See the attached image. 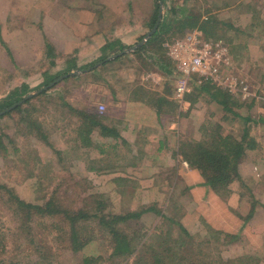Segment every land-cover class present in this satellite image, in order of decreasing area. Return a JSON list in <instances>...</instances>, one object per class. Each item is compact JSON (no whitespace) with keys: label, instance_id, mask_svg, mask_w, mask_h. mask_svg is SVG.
Instances as JSON below:
<instances>
[{"label":"crops","instance_id":"crops-1","mask_svg":"<svg viewBox=\"0 0 264 264\" xmlns=\"http://www.w3.org/2000/svg\"><path fill=\"white\" fill-rule=\"evenodd\" d=\"M228 3V0H218L211 14H217L220 22L230 24L231 29L237 31L234 38L237 49H245L244 59L260 62L264 58V0H244L238 2L236 8L231 3V8H226ZM154 5V0H0V98L26 89L25 99H28L49 87L34 97L45 95L71 78L98 74L99 66L106 62L128 59L132 54L151 56L148 51L158 42L151 40L159 27L141 44L158 21L157 18L153 26ZM227 13L235 17L229 19ZM238 30L244 32L241 33L244 38L249 37L241 46ZM170 40H165L162 47L173 41ZM133 48L136 50L131 51ZM161 49L163 59H155V71L146 72L147 75L129 73V80L140 75L139 83L130 81L131 89L115 86L117 91L111 93L116 103L114 113H108L101 122L106 130L96 127L90 135V146H82L76 136L77 146L85 153L83 157H75L72 166L83 163L85 173L92 176L98 189L133 195L141 206L158 202L159 207L162 204L169 207L177 200V220L191 236L204 234L206 229H211V234L223 233L218 239L221 242L224 234L240 235L241 240L237 238L228 246L230 258L257 256V264H264V179L259 182L256 178L261 176L262 170H256L259 173L256 179L250 178L256 180L251 187L257 204L252 208L242 200L239 183L232 184V194L224 201L205 185L201 173L184 160L182 146L203 141L204 129L210 132L211 128L221 127L212 122L213 113L217 108L227 111L213 100L212 92L200 87L206 84L201 83L198 75L187 82L190 92L183 99H177L176 91L185 82L184 77L167 49ZM231 53V69L227 66L224 72L230 70L239 74L242 60L235 59ZM60 59H64L62 69L66 72L56 75L58 71L52 73V69L58 68ZM73 73L76 74L71 75ZM38 76L47 86L31 93L34 87L30 82ZM58 79L61 80L53 85ZM121 90L126 99L120 95ZM235 111L233 109L232 114L239 117ZM79 120L82 118L78 117ZM81 124L78 129L82 128ZM257 140L258 144L264 143V138ZM257 149L262 151L260 146ZM240 173L248 179L243 165ZM173 193H179L181 198L177 199ZM164 194L169 196L165 198ZM157 195H161V199ZM244 217L249 220L245 222ZM207 235L208 232L204 237Z\"/></svg>","mask_w":264,"mask_h":264},{"label":"rangeland","instance_id":"rangeland-1","mask_svg":"<svg viewBox=\"0 0 264 264\" xmlns=\"http://www.w3.org/2000/svg\"><path fill=\"white\" fill-rule=\"evenodd\" d=\"M119 1L117 0V2ZM217 1L167 0L166 3L163 2L164 14L161 22L167 21L169 31L165 35H161L160 40H163L165 37H167L165 40L183 38L190 30L185 29L181 25L180 20L186 19L188 15H192L201 21H210L209 38L211 40L226 43L235 55V59L247 60V62L241 61L239 63V74H246L250 78L248 81L251 89L255 90L253 92L254 95L257 92H262L263 96L256 95L260 99L255 104L252 100L246 101L241 98L242 101L237 102L239 107L235 108L236 111L234 112L239 117L232 113L222 112L220 108H217V111L213 113L212 122L215 126H221L220 128L225 134L233 135L236 139H241L244 131L249 130L248 140H254L256 143V149L247 152L239 165V170L241 165H243V171L248 179L245 180L240 173L244 182H235L236 184L239 183V192L241 193L242 200H246L248 205L251 206V203L257 204L251 187L252 183L254 181L256 183V180H254L256 178H258L259 182L264 179V143L258 144L257 142L259 141L257 140L258 138H264V58L260 62L252 61L250 58L244 59L245 49H237L236 46L234 37L237 36V31L225 26L226 23L220 22L216 17V13V15L211 14ZM243 1L228 0L234 8H236L235 6L238 2L243 3ZM154 3V7L158 9L159 14L160 2L159 0H154ZM229 3L226 8H231V4ZM227 14L229 15V19L235 17V14ZM161 22L159 28L162 24ZM179 31H183V33L173 34L174 32L180 33ZM238 31L239 46H241L249 37L246 36L244 38L241 34L244 32ZM148 52L150 55L152 54L149 57L143 56L144 54H137V56H135L136 54H132L128 59H116L110 63L106 62L102 65L103 67L99 66L101 68L97 70L100 71L98 74L88 73L80 75L78 79L71 78L61 82L48 91L47 94L34 97V99H28L32 101L29 105L23 106L24 102L22 104V111H15L16 107L12 110L13 112L10 111V115L0 119V134L4 133L15 140L14 145H11L5 139L10 155L6 159L0 155V185L11 189L15 196H18L22 201L34 205H44L51 198H57L59 204L73 210L87 206L93 209L98 202H103L106 205V213L113 215L127 214L130 211L135 212L140 211L142 208L151 207L152 209H157L162 215L178 217L179 209L175 205L177 204V200L172 202V204L170 203L169 207L163 204L162 207H159L158 202L141 206L140 203L135 201L136 197L133 195L98 189L94 180H91L93 179L91 178L92 176L85 173L83 163H78L77 167L72 166L75 157H83L85 152L77 146L78 142L76 141V131L80 122L83 123V120H79L78 122V116L73 114L71 110L77 108L97 110L103 116L108 115V113H114L113 108L116 103L111 93L117 91L115 86L123 90L127 87L131 89L130 81L139 83L138 78L140 77V75H136L129 80L131 73L143 72L144 74L145 72V75H147L148 73L146 72L156 70L154 68L156 67L155 59H163L161 57L163 51L159 41ZM262 57H264V52L262 53ZM63 64L64 59H60L57 65L58 68L52 69V73L58 71L56 73L58 75L66 72V70L62 69ZM150 79L152 80L153 78ZM21 82H23V79H21ZM30 83L34 87L31 89V93H35L47 86L45 81L43 82L39 76L31 80ZM22 91L26 92L27 90L23 89ZM120 95L126 99L123 91L120 92ZM10 98H0L2 99L0 103L12 101ZM25 98L26 96L21 101ZM101 106L104 108L102 111L100 110ZM39 130L45 134L42 140L40 137L35 136L38 135ZM258 146L262 148L261 152L258 151ZM16 149L20 151L18 155L15 153ZM88 152L90 153V150ZM29 154L30 156L27 157ZM20 158L21 161L19 160ZM26 160L35 163L38 168L33 171L34 164L31 163L32 167L28 170L24 163ZM257 169L262 170L261 174L257 173ZM31 171L34 172V176H29ZM258 174L261 176L256 177ZM251 177H254V179L251 180ZM6 195H4L3 191H0V226L2 227L4 224L2 220H5L7 245L10 251L9 254L4 256L6 257L4 264H9L11 261L14 264H85L84 259L86 257L96 258L95 264H133V259L124 260L123 262V259L112 258V242L110 238L107 234L105 235L97 230L94 231L92 226L89 228V232H91L90 235L96 237L95 241L76 253L69 249L68 234L65 231H61V224H58L59 221L56 220L48 219L47 221H43L37 219L33 223V232L37 241L34 244L30 240L25 239L23 235H17L14 238L13 229H17L21 221L14 214L16 208L11 206L10 203L5 202L8 198V195ZM173 195L177 199L181 198L179 193H173ZM163 196L165 197V194ZM168 196L166 195L165 198ZM157 197L161 199V195H157ZM164 197L162 199H165ZM131 198L134 201H131ZM159 202L161 203V201ZM162 215H157L155 211L148 212L139 220L132 221V227L129 231L147 233L144 241L154 235H164L169 228V224L163 219ZM66 230L68 232L69 227ZM207 232L210 237L209 235L204 237ZM221 237L222 242L206 229L204 234L198 233V235L193 236V243L189 249L194 254H197V259L202 258L201 252H207V261L211 259L218 260L220 258L227 261L239 259L230 258L231 255L228 253L230 252L228 251V246L234 242L226 245L229 240H227L226 236ZM238 238L241 240L242 237L239 235ZM208 239L211 240L209 244L205 243ZM199 247L200 249H198ZM41 253H45L46 258L43 259ZM250 253L252 254L251 251ZM252 258L256 260L257 256H252Z\"/></svg>","mask_w":264,"mask_h":264},{"label":"trees","instance_id":"trees-1","mask_svg":"<svg viewBox=\"0 0 264 264\" xmlns=\"http://www.w3.org/2000/svg\"><path fill=\"white\" fill-rule=\"evenodd\" d=\"M166 1L167 0H163L164 3H166ZM157 15L158 9H156V16L153 22L154 25L157 21ZM187 17L186 19L180 20L181 25L185 29H189L190 31L194 29L201 30L205 37L210 39V21H201L192 15H188ZM166 22L167 21L162 22L163 25L161 24V29H158L151 40V42L153 40H158L161 48H164L161 44L164 43V39L167 37L160 40V36L165 35L169 31V25ZM225 26L232 28V26L228 24H225ZM179 32L180 33L174 32L173 34L183 33V31ZM230 73L239 75L240 77L244 76L238 74L236 71H230ZM197 78H199V76H197ZM204 84H206L204 87H200L210 94L212 92L213 100L223 106L225 111L232 113L233 109L239 107L237 102H240V100L242 101L240 96L233 97L218 86H213L210 83ZM20 92L17 91L8 97H11L10 99H12V101L0 103V112L5 111L7 108L21 101L26 95V92ZM262 94V92H257L256 95L261 97ZM259 99L252 98V101L255 104ZM31 101L32 100L26 101L23 106L29 105ZM23 106L17 107L15 111H22ZM71 111L83 120L82 128L76 131L78 137L77 141H80L82 146H90L88 143L90 142V135L96 127L106 130V127L101 123L106 117L100 115L97 111L84 112L76 109H72ZM10 114L11 112L4 114L0 116V119ZM204 131L206 133V138L200 142L195 141L183 145L181 154L184 160L193 169L201 173L205 185L208 186L215 195L227 201L232 194V184L239 181L244 182L239 170L241 161L247 152L255 150L257 146L254 140H248L250 134L249 130L244 131L241 139H236L233 135L225 134L220 127L214 128L210 130V132L207 129H204ZM35 136L38 138L40 137L42 140L45 134L39 130L38 135ZM5 139H7L11 145H14L15 140L4 133L0 134V155L6 159L9 157L10 153ZM19 152L20 151L16 149L15 153H17V155ZM28 156H30V154L27 155V157ZM19 160L21 161V158ZM24 163L25 167L29 170L33 162H28L26 160ZM33 164L34 171L38 167H36L35 163ZM33 171H31L29 176H34ZM43 177L45 178V176ZM0 191H3L4 195H8L7 201L5 202L10 203L11 206L16 208L14 214L21 221L18 228L13 229V237L16 238L17 235H23L24 238L30 240L32 244L37 242L33 232V223L37 219L43 221L51 219L59 221L58 224H61V231H65L68 234L69 249L74 253L83 250L87 245L95 241L96 237L90 235L91 232H89V228L92 226L94 231L97 230L100 233L108 235L112 242L111 257L123 259V262L124 260L133 259V264H257V260L245 256L239 257V259L236 260L227 261L220 258L218 260L211 259L207 261V252H201L202 258L197 259V254H194L189 249L193 243V236L183 227L179 219L177 220L178 217L162 215L157 209H152L151 207L142 208L140 211L135 212L130 211L127 214L113 215L106 213V205L103 202H98L93 209L87 206L85 208L73 210L59 204L57 198H51L44 205H34L22 201L18 196H15L11 189L5 186L0 185ZM255 205L256 203H251L252 208H255ZM154 211L157 215H162L163 219L169 224V228L164 235H154L144 241L147 237V233L129 231L132 227V221L139 220L144 214ZM250 212L249 216H251L253 211L251 210ZM248 220L249 217H244L245 222ZM2 222H4V224L2 227L0 226V264H4L6 258L4 256L10 252L7 245L6 221L2 220ZM67 227H69L68 232L66 230ZM210 230L211 229H209V231ZM213 234L219 239L220 235L223 233L217 231L215 233L213 232ZM224 236L229 240L226 245L233 243L238 238V235L226 234ZM210 242L211 240L208 239L205 243L209 244ZM198 249H200V247ZM41 254L43 259L46 258L45 253ZM84 263L95 264L96 258L86 257ZM9 264H14V262L11 261Z\"/></svg>","mask_w":264,"mask_h":264},{"label":"built area","instance_id":"built-area-1","mask_svg":"<svg viewBox=\"0 0 264 264\" xmlns=\"http://www.w3.org/2000/svg\"><path fill=\"white\" fill-rule=\"evenodd\" d=\"M164 47L169 57L178 63L184 77L185 82L176 91L177 99H183L190 92L187 82L195 75L199 76L201 83L217 85L232 96H240L246 101L259 99L245 77H237L230 70L229 73L224 72L225 67L232 63L231 49L221 41L207 40L203 31L191 30L183 38L174 39ZM100 110L104 108L101 106Z\"/></svg>","mask_w":264,"mask_h":264},{"label":"water","instance_id":"water-1","mask_svg":"<svg viewBox=\"0 0 264 264\" xmlns=\"http://www.w3.org/2000/svg\"><path fill=\"white\" fill-rule=\"evenodd\" d=\"M159 2H160V9H159L158 21H157V23H156V25H155L153 31L151 32V34H150L147 38H145L144 41H142L141 46H142L144 43H146L147 40L149 39V37H151V36L156 32V30L158 29V27H159V25H160V22L162 21V16H163V14H164V3H163L162 0H159ZM135 50H136L135 48L131 49V51H135ZM75 74H76V73H73V74H71V75H75ZM60 80H61V79H58L56 82L53 83V85H55V84H56L57 82H59ZM50 86L52 87V85H50ZM48 88H49V87H48ZM48 88L43 89V90H41V91H38V92L35 93V94L30 95V96L28 97V99L33 98L34 96H36V95L42 93L43 91L47 90ZM28 99H24L23 101H21V102H19L18 104L12 106V107L9 108L8 110L0 112V115H4V114H6V113H8V112H10V111H12V110H14L16 107L21 106V105H22L26 100H28Z\"/></svg>","mask_w":264,"mask_h":264}]
</instances>
